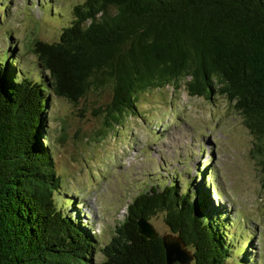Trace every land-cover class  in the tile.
Instances as JSON below:
<instances>
[{
	"label": "trees",
	"instance_id": "16d2710c",
	"mask_svg": "<svg viewBox=\"0 0 264 264\" xmlns=\"http://www.w3.org/2000/svg\"><path fill=\"white\" fill-rule=\"evenodd\" d=\"M72 17L57 42L32 46L43 81L0 69V264H92L98 246L91 227L57 206L60 178L44 139L49 93L76 105L107 85L113 124L136 115L138 94L167 86L224 97L253 138L264 180V0H85ZM186 187L136 195L100 249L103 264H166L161 238L137 227L158 214L190 264H228L227 219L212 184Z\"/></svg>",
	"mask_w": 264,
	"mask_h": 264
},
{
	"label": "rangeland",
	"instance_id": "374dc122",
	"mask_svg": "<svg viewBox=\"0 0 264 264\" xmlns=\"http://www.w3.org/2000/svg\"><path fill=\"white\" fill-rule=\"evenodd\" d=\"M84 1L0 0V69L5 73L9 64L18 77L47 78L32 46L57 42L73 7ZM181 85L138 94L136 115L119 124L104 113L107 85L76 105L49 93L44 139L60 178L55 199L63 213L93 229L92 264H103L100 249L136 195L175 181L188 189L205 179L213 206L226 214L228 264H264V180L253 138L224 97H189ZM163 218L150 220L159 235L169 233Z\"/></svg>",
	"mask_w": 264,
	"mask_h": 264
},
{
	"label": "water",
	"instance_id": "95a60500",
	"mask_svg": "<svg viewBox=\"0 0 264 264\" xmlns=\"http://www.w3.org/2000/svg\"><path fill=\"white\" fill-rule=\"evenodd\" d=\"M137 227L138 233L146 239L161 238L166 264H190L192 262L193 256L185 248L181 238L170 234L159 235L153 225L144 219L137 221Z\"/></svg>",
	"mask_w": 264,
	"mask_h": 264
}]
</instances>
